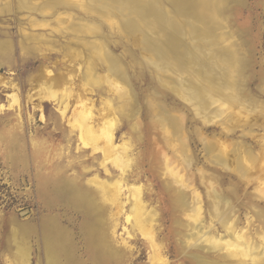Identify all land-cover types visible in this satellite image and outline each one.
Wrapping results in <instances>:
<instances>
[{"label": "rangeland", "instance_id": "rangeland-1", "mask_svg": "<svg viewBox=\"0 0 264 264\" xmlns=\"http://www.w3.org/2000/svg\"><path fill=\"white\" fill-rule=\"evenodd\" d=\"M84 1L71 0V8L62 7L59 11L63 13L57 11L47 16L46 22L50 20L51 26L37 25L35 21L38 19L34 18L42 17L36 13L21 10H18V15L15 12L0 13V41L4 43L0 47V76L6 81V85L0 86V104L8 105L19 99L12 104V108L0 111V264H264V194L260 191L264 183L255 178L247 181L246 175L233 171V165H225L215 156V153L221 152L220 149H230L229 145L240 147V143L241 147L249 146L255 149V153H261L264 128L257 124L246 128L232 123L231 127L220 117L210 121L207 116L198 115L192 104L166 87L173 80L196 78L187 71L180 75H171L169 71L164 76L158 74V70L149 67L147 60L148 57H158L157 54L153 50L143 51L135 42L133 36L138 38L140 32L131 28L124 30L121 25L126 18L125 12L104 15L89 9ZM213 4L216 7L219 4L218 8L223 13L214 14L217 12L215 6L213 10H203L207 12L212 35L218 40L223 38L217 48L224 49L226 46L242 54L245 62L239 85L245 88L247 99L254 102L259 111L264 110V0H213L211 7ZM190 10L194 12L195 8ZM214 16L216 19H213ZM178 17L187 19L186 16ZM74 21L91 22L96 27V33L77 35L72 29H66L67 23ZM192 21L204 29L203 23ZM217 24L221 25V29H216ZM33 35L39 41L34 42L31 39ZM89 43L95 44V47L87 50L85 46L90 47ZM81 48L86 50L80 52ZM109 51L120 60L127 79L109 70V59L106 58ZM81 64H85V68ZM49 69L70 78L65 86L73 95L67 101L69 109L65 116L58 104L43 101L39 96L42 92L38 83L40 71ZM91 69L93 76L86 83L83 76ZM166 74L168 78H165ZM159 75L164 78L160 80ZM84 82L87 90L83 99L91 107L95 128L102 126L101 114L107 111L109 103L112 102L116 110L115 115L110 114L116 118V142L129 147L121 157L122 163L129 165L124 164L127 167L124 173L123 166L112 160L115 154L105 156L103 150L91 147V143L97 144L98 139L94 140L91 135L87 139L77 123L68 120L71 115L78 119L84 108L79 94ZM16 91L19 97L9 96ZM63 91L62 87L57 94H67V90ZM29 93L35 96L33 101H28ZM124 93L131 96L126 97ZM161 107L168 117L179 118L182 131L180 127H172V122L168 121L167 129L161 127L160 121L155 118ZM229 111L240 110L232 106ZM253 113L260 115L261 112ZM80 132L87 142L91 140L88 146L81 141ZM215 142H219L217 150L211 153L207 145ZM243 156L241 160L247 166L250 161L247 155ZM125 158L126 161L123 160ZM172 169L179 174L173 175ZM183 179L185 181L181 184ZM98 182L107 185L108 191ZM135 185L138 191H135ZM178 185L186 191L187 203H191L187 208L182 209L175 198ZM214 190L228 196L233 203V220L230 219L229 224L237 221L238 232L248 233L259 247H230L225 243L231 236L210 210ZM135 192H139L143 200L145 217L143 213L139 216L136 211L132 195ZM137 216L141 218L137 219ZM141 220L147 225L141 224ZM191 224L198 227L194 228ZM16 236L29 249V257H22L18 252ZM48 241L53 247L46 246Z\"/></svg>", "mask_w": 264, "mask_h": 264}, {"label": "bare ground", "instance_id": "bare-ground-1", "mask_svg": "<svg viewBox=\"0 0 264 264\" xmlns=\"http://www.w3.org/2000/svg\"><path fill=\"white\" fill-rule=\"evenodd\" d=\"M37 1L38 0H36V1L35 0H0V13L6 14L7 12H9V13L11 12L13 14V12H15L17 14L18 10L28 11L31 14L36 13V15L37 14L40 15L42 17V19H40L38 17L34 18L35 20L38 19L37 22L35 21V23L37 25L39 24V25H41V27H43L42 25H50L51 26V23H49L50 20H49V22H46L47 16H50L54 13H57V11H59L62 7L71 8V6H72V4H71L72 2H70L71 0L69 1L70 3L67 2L66 0H45V1L40 0V1H42L41 3H38ZM82 1H84V0H82ZM84 2H81V3H84ZM86 2L90 7L89 9L98 10V13L100 11L104 15L111 16L115 12H119L120 14H123L125 12L126 18H124V20L121 21L122 22L121 25L123 26L124 30L131 28L132 30L136 31L137 33L140 32V35L138 37L139 39L136 36H133L135 38V42L140 44V48L143 51L151 52L153 50L157 54L158 57H156V58L148 57L147 60L148 59L150 60V61L148 60L149 67H154L156 70H158V74H160L161 76H164V74L167 71H169V72H172L171 75L173 73L180 75L184 71H187V73L189 72L190 74H192L196 78L195 79L196 81L194 79L188 80L187 77H185V79L181 78V79L173 80L172 82H170L172 80L170 78V80H169L170 85H167L166 87H170V89L175 93V95H178L181 98H183L185 100V102L192 104V106L194 107V110L198 113V115L203 114L204 115L203 117L207 116L209 118V120L215 119L216 117H220L222 119H225L228 123H230L231 127H232V125H234V126L242 125L245 127L246 126H253L254 127V125L257 124L258 126L264 128V114L262 112L264 110L259 111L256 104L254 102L250 101L249 98L247 99L248 94L245 93V88L243 86H241L242 84L239 85L240 75L242 74V70H243L244 62H245L244 57H242V54H240L238 50L231 51V49L229 47L226 48V46L225 47L223 46L224 49L217 48V46L219 45V40L222 41L223 38L218 40V37L216 38L215 35H212L213 32L212 31L210 32V25H209L210 23L207 22L208 21V18H206L207 12L204 10H210L211 8L213 10V7L215 6V4H213V6L211 7L213 0H86ZM81 3H79V4H81ZM87 4H85V5L82 4V5L86 6ZM169 6H171V9L174 11H172ZM218 7H219V4L217 7L216 6L214 7V10L217 11L215 13L213 12L214 14H216V13L222 14L223 13L222 10H220L221 8H218ZM191 8H195V11L191 12V10H190ZM64 11H66V10H64ZM28 12H27V14H29ZM59 12H61V11H59ZM93 12H95V11H93ZM61 13H63V12H61ZM68 15H66V16H68ZM179 15L186 16L187 19L179 18L178 17ZM61 16H63V14ZM212 16H210V17L212 18ZM64 17L65 16H63V18ZM117 17H119V16H117ZM69 19H70V17L68 18V20ZM108 19H109V17H108ZM213 19H216L215 16ZM104 20H105V18H104ZM192 20L200 22L201 24L203 23L205 25L204 29H200L197 25L193 24ZM30 21H29V23H32ZM55 21H56V19H55ZM84 21L78 22V23L75 21H74V23L68 22L66 29H72V31H75L77 33V35H78V33H81L80 35H83V34L87 35L88 33H91V32L96 33V32H94L96 30V27L92 26L90 24L91 22L87 23ZM212 21H214V20H212ZM41 22H43V23H41ZM59 23H61V22L59 21ZM109 23H111V22H109ZM200 23H199V25H201ZM36 24H34V25L36 26ZM214 25L215 24H213L212 27H214ZM56 26H57V23H56ZM52 27H53V25H52ZM63 27H65V26H63ZM63 27H62V29H63ZM215 27H216V29L217 28L221 29V25H219V24H217ZM97 29L100 30V28H98V27H97ZM136 29H138V30H136ZM24 30H26V29H24ZM134 31L132 32L133 34H135ZM24 32L26 34V31H24ZM129 32H131V31H129ZM64 33H65V29H64ZM68 33H69V30H68ZM143 33L146 34V38H144L145 35ZM66 34H67V32H66ZM43 37H44V34H43ZM31 39L34 42H36L39 38L37 36L33 35V37ZM78 39H79V37H78ZM88 39H89V37H88ZM70 40H72V39L70 38ZM190 40H191V42H189ZM28 41H29V39H28ZM46 41H48V40H46ZM84 42H86V41L84 40ZM88 42H91V40ZM61 43H63V42H61ZM75 43H76V41H75ZM75 43H74V45H75ZM77 43H79V42L77 41ZM81 43L83 44V42H81ZM95 43H97V42H95ZM103 43L104 42H102V44ZM2 44H4V43H1V41H0V47L2 46ZM76 45H75V47H76ZM83 45H86V44H83ZM88 45H91V43H89ZM215 46H216V50H215ZM72 47L75 48L74 46H71V48ZM85 47L88 50V49H91V47L94 48L95 44H92L90 47L89 46H85ZM101 47H102V45H101ZM232 47H233V45H232ZM110 48H111V46H110ZM232 49H234V47ZM70 50H72V49H70ZM82 50H84V48H81L80 52ZM71 52H73V51H71ZM89 52H90V50L88 51V53ZM98 54H100V53H98ZM106 56H107L106 58L109 59V61L107 60L109 70L111 69L112 73L114 72L117 75L127 79L125 70H123L120 60L118 58H116L110 51L107 52ZM172 57H174L175 59H173ZM97 59H98V57H97ZM84 60L85 59H83V61ZM80 61H82V60H79V62ZM71 62H73V61H71ZM74 62H75V59H74ZM69 64H71L70 59H69ZM99 64H100V62H99ZM72 65H73V63H72ZM82 65L83 64H81V66ZM76 67H78V66H76ZM97 67H99V66H97ZM84 68H85V66H84ZM80 69H81V67H80ZM63 73L65 74V72H63ZM68 73H70V71ZM72 74H73V72H72ZM75 74H73V75H75ZM160 75H159V77H160ZM91 76H93L92 69L90 71H87L83 76L84 77L83 79H85L87 81L86 83L91 81L90 80L92 78ZM188 76H190V75H188ZM74 77H77V76H74ZM80 77H81V75H80ZM159 77H158V80H159ZM168 77H169L168 75L165 76V78H168ZM160 78H161L160 80H162L164 77L163 78L160 77ZM101 79H102V77H101ZM165 80H167V79H165ZM106 81H107V79H106ZM109 81L110 80H108V82ZM5 82L6 81L4 80L3 76H0V86L3 84L6 85ZM69 82H70V78H68V76L60 75V73L56 74L55 72H53L50 69L40 71V74L38 77V83L41 86V87L40 86L39 87L42 89V92L39 95L41 100H43V101L44 100L54 101L56 104H58V106L61 110V113L64 116L67 114L68 109H69V103L67 101L71 97V95H73V94H71V92H69L70 89L68 90V88L65 86V85H68ZM71 82H72V80H71ZM113 82H115V81H113ZM80 83H81V81H80ZM166 83H167V81L165 82V84ZM242 83H243V81H242ZM160 84H162L161 81H160ZM14 85H15V83H14ZM15 87L17 88V84ZM62 87H63V90H65V91L67 90V94L66 93H65V95L57 94V92H59V89ZM68 87L70 88V86H68ZM40 88H38V89H40ZM85 90H87V87H86L85 82H84V86H81L80 93H79L80 94V100H83V101H81V103L83 104L84 108L80 111L78 119H77V117L75 118L74 115H71L68 117V120H69V122L77 123L78 127L81 129L83 134L85 133L87 135V136L85 135L86 138L89 135H91L92 137H95L94 140L96 138L98 139L97 142H95L97 144L91 143V147H94L98 150H103L105 156H109V155L112 156L113 154H115V156L112 158V160L114 159L116 161L115 162L116 164H120L123 166V168H122V166H121V168L124 170V171H122L124 173L126 171V168L129 167V165L128 164L126 165V162L122 163L121 157H123L125 155V153L129 147L127 145L118 144L116 142V132H115V126H114L115 125L114 119H116V118L113 117L115 115L116 110H115L114 106L112 105V102L109 103L108 107H106V108H108L107 111L104 112L103 114H101L103 117L102 126H100L98 129L95 128V126H94L95 124H93L94 121L92 122L93 119L91 117V116H93V115H91V110H90L91 107L89 106V104H87V100L83 99L84 97H86V91ZM65 91H63V92H65ZM32 93H33V91H32ZM32 93H29L27 95L28 101H33L35 99V96ZM34 93H35V91H34ZM126 93H124V94L126 95ZM127 95H130V94H127ZM127 95H126V97H127ZM9 96H13L15 99L17 97H19V95H17V91L13 94L9 93ZM13 97H11V98L13 99ZM121 97L123 98V96H121ZM130 99H132V98H130ZM17 100H19V99H16V101ZM90 100H92V98ZM90 100H88V101H90ZM16 101L15 102L13 101V103H16ZM228 102H230V104L232 103V105L229 106ZM13 103L8 104V105L7 104H0V111H2L3 109L12 108L11 106ZM77 104H79V103H77ZM217 104H218V108L216 107ZM125 105H126V103H125ZM74 106H76V105H74ZM106 106H107V104H106ZM127 106H128V104H127ZM232 106L234 108L235 107L239 108L240 111L239 112L229 111ZM118 107H121V106H118ZM123 107L125 109L126 106L123 105ZM128 107H130V106H128ZM77 109L78 108H76V110ZM123 110H121V111L123 112ZM100 111H101V108H100ZM252 111H254L255 113L261 112L260 113L261 116L258 114H254V113L251 114ZM125 113H127V112H125ZM137 113H138V111H137ZM244 113L246 114L245 117H244ZM110 114H114V115L111 117ZM155 114H156L155 118H157V120L160 121L161 127H165L167 129V127H166L167 122L166 121L172 122L170 125L172 127L174 126V128H176V129H178L182 125V123L179 121V118L177 120V119H175V117L174 118L168 117L164 113L162 107H161V111L156 112ZM42 117L45 118V115L43 114ZM116 117H118V116H116ZM231 123H232V125H231ZM181 128L182 127H180V131H182ZM137 129H139V128H137ZM83 134L80 132V138L82 139L81 141L82 142L85 141L86 146H88L87 144H89L91 142V140H90V142H87ZM90 139H92V138H90ZM176 140H179V139L176 138ZM211 142H213V141H211ZM217 143L219 144V142H217ZM217 143L216 144L210 143L207 145V148L211 153H214L217 150ZM226 143H227V141H226ZM222 147H224V145ZM225 147H227V146L225 145ZM229 147H230V149H225V150L220 149V151L222 153L219 151H218L219 153H215V156L217 157L216 160H219V162L224 163L225 165H227V164H229L231 166L233 165V168H235V170L233 169V171L237 170V172L239 171L241 175H243V176L246 175L247 181H249V182L252 181L253 178H255L256 180H261L260 181L261 184L264 183V146L262 145L263 148L261 147V149H262L261 153L260 152L255 153V151H254L255 149L254 150L250 149L249 146H246V148L241 147V143H240V147L232 148L230 145H229ZM187 149H189V148H187ZM208 150H206V151H208ZM94 151H96V150H94ZM244 154L247 155V157H248L247 159L250 161L249 163L247 162V164H248L247 166H245L244 165L245 163L243 164V160H241L242 159L241 156H243ZM212 158H213V155H212ZM167 159H169V157H167ZM123 160L126 161L127 158H125ZM129 161H130V159L128 160V162ZM164 161L166 162L165 158H164ZM172 161L173 160H171V162ZM105 162H106V160H105ZM166 163H164V165H165V167H168V165H166ZM168 164H169V162H168ZM130 165H131V163H130ZM225 165H223V166L225 167ZM169 167H171V166H169ZM173 170L174 169H172V173L174 172L173 175L179 174V171H178V173H176ZM169 171H170V169H169ZM178 177H177L176 181H178ZM172 178H174V177H172ZM245 180H246V178H245ZM182 181H185V180L184 179L180 180V183ZM98 184L101 185L104 189H106L108 191L107 185L103 184L102 182H98ZM187 184H188V182H187ZM166 186H168V185H166ZM171 186H174L173 183ZM169 188H171V187H169ZM137 189H138V187L135 189V191H138ZM139 189H141L140 186H139ZM172 189L175 190V186ZM176 189H177V191L175 192L176 196H175V193H174V196H175V198L177 197L178 204L182 207V209L189 207V205H191V203L189 204V201L187 203V197L185 194L186 191L184 192V190L179 185ZM107 191H105V192L111 194L110 191L109 192H107ZM260 191L262 192V194H264V187H262ZM139 194H140L139 192H135V194H132V195H134L133 197H135L134 198L135 199L134 206L137 208L136 211L138 212V215L140 214L139 216H141L143 213V217H145L144 212L142 211L143 200H141L142 198H140ZM106 195L110 196L109 194H106ZM211 195L214 197L213 201H212V205L210 204L211 205V208H210L211 213L215 214V216H217V218H219V220H220L219 224H221L222 227L226 228V230L229 234L228 236L232 237V239H229L231 237L226 239L227 242H225V243H227V245H229L230 247H240V248H243V247H254V248L256 247L257 248V247H259L258 244L256 243V241H254L251 237H249V235H247L248 233H246V232L245 233H239L238 232V228H237L238 222L237 221L231 225L229 224L230 219H231V221L233 220L232 217L234 214V211H233L234 209L232 206L233 203H232V201H230L228 196L220 195L216 190H214L211 193ZM197 199H199V197ZM210 199H212V198H210ZM114 201L117 203L115 198H114ZM174 201H175V199H174ZM259 211H260V209H259ZM193 215H195V214H193ZM257 215H258V213H257ZM139 216H137V219L141 218ZM128 219H130V218H128ZM134 220L137 224L136 218ZM140 223L143 224L144 221L141 220ZM140 223H139V226L141 227L142 225H140ZM146 223H144V224L147 225ZM191 225L194 228L198 227L197 224H191ZM143 230H145V228ZM15 240L18 243V244L17 243L16 244L19 247L18 252L21 254V256L22 257L23 256L29 257L30 256L29 249L26 246H24L23 244H21L20 237L18 238V236H16ZM214 242H216V241H214ZM46 246L47 247H53V245L50 241L47 242ZM214 247H216V246H214ZM226 264H227V262H226Z\"/></svg>", "mask_w": 264, "mask_h": 264}]
</instances>
